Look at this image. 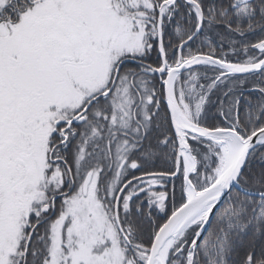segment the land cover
I'll return each instance as SVG.
<instances>
[{
	"label": "snow or ice",
	"instance_id": "snow-or-ice-1",
	"mask_svg": "<svg viewBox=\"0 0 264 264\" xmlns=\"http://www.w3.org/2000/svg\"><path fill=\"white\" fill-rule=\"evenodd\" d=\"M0 264H264V0H0Z\"/></svg>",
	"mask_w": 264,
	"mask_h": 264
}]
</instances>
